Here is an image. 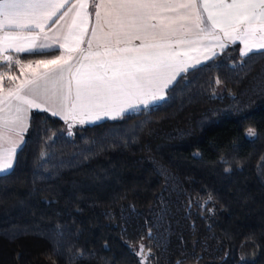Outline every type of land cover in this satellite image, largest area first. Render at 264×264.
<instances>
[{"label": "trees", "instance_id": "1", "mask_svg": "<svg viewBox=\"0 0 264 264\" xmlns=\"http://www.w3.org/2000/svg\"><path fill=\"white\" fill-rule=\"evenodd\" d=\"M181 75L165 103L91 126L30 112L0 177V264H264V57L231 44Z\"/></svg>", "mask_w": 264, "mask_h": 264}, {"label": "snow or ice", "instance_id": "2", "mask_svg": "<svg viewBox=\"0 0 264 264\" xmlns=\"http://www.w3.org/2000/svg\"><path fill=\"white\" fill-rule=\"evenodd\" d=\"M90 16L95 17V26L87 42L89 52L81 53V57L93 55L95 42L102 51L95 53L100 59L91 67L102 71L73 74L68 64L73 57L57 53L68 40L77 37L72 31L76 19V26L85 28ZM61 21L69 29L64 34L65 43L60 39L64 25L51 37L45 33L49 24L55 28ZM42 34L43 42L37 43ZM237 43L243 45L239 48L242 58L264 57V0H0V139L9 144L0 149V177L13 173L18 164L17 149L22 150L26 142L23 133L28 129L32 109L63 120L69 129L75 123H90L103 116L115 119L125 112H148L165 103L166 94H171L175 84L187 79L181 73H187L189 68L196 70L194 64L182 59L179 45H204L208 52L204 58L211 59L217 46L223 50ZM72 50L74 47L69 48ZM20 53L28 55L21 58ZM33 56L51 57L36 60L35 65L53 67L46 72L26 73L25 69L33 66ZM13 66L19 76L13 74ZM65 72L69 73L67 90L63 83ZM5 79L9 81L7 89ZM215 83L223 81L217 78ZM12 133L19 139H12ZM68 135L73 133L68 131ZM245 135L255 138L257 130L249 127ZM55 137L52 132L44 141L39 153L41 167L47 166L48 148ZM207 199L212 202L214 198L209 193ZM151 236L149 229L148 237ZM143 239L133 249L138 257L152 253ZM76 255L83 257L84 252L77 250ZM140 264H145L143 258ZM176 264L184 262L178 260Z\"/></svg>", "mask_w": 264, "mask_h": 264}, {"label": "crops", "instance_id": "3", "mask_svg": "<svg viewBox=\"0 0 264 264\" xmlns=\"http://www.w3.org/2000/svg\"><path fill=\"white\" fill-rule=\"evenodd\" d=\"M89 11L91 12L92 9L89 8ZM69 15L71 16L72 14L70 13ZM164 15H175V14L174 13H164ZM66 21L68 22V24H72V20H70L69 18H66ZM178 23H184V21H179ZM62 25H64L65 27L61 31ZM76 25H79V19L78 18L76 19ZM76 25L73 26L72 31L77 34V37L75 39L68 40L66 42L65 48L59 49V52L57 54H64L65 56L71 55L73 57L72 60L68 61V64L72 65L73 74H76L77 72H79L80 75H87L93 71H102V69H94L93 67H91L92 65L97 64L99 62V59H100L98 56L95 55V53L102 51V49H98L96 47L95 42H93V46L91 49V52L93 53V55L88 56L87 59H83L81 57V53H84L85 55H87L89 52L87 42L89 39L92 38L91 33H92V28L95 26V17L94 16L89 17V19L87 21V25L85 28H79ZM49 28H52L51 24H49L48 28L45 29V33H47V35L49 37L53 36V34L55 32L61 31L60 39H61L62 43H65L64 34H66L69 30L68 27L65 25V21H61L59 25H56L55 28H52V31H49L48 30ZM77 39L79 40L78 44H77ZM40 42H43V34L41 35L40 40L37 41V43H40ZM134 43L139 44V41H135ZM207 43L208 42L205 41L204 45H206ZM212 43H217V42L213 41ZM204 45L184 44V45H179L178 48L183 54L182 59L187 61L189 64H194L195 67H197V66L207 62L208 60H210V59L204 58L206 55H208V52L205 50ZM229 45H231V44H229ZM70 47H74V50L69 51ZM242 47H243V45H239V48H242ZM45 51H49V50H45ZM214 51L217 55L222 50L217 46L214 49ZM9 54L12 56L17 55V53H15V52H10ZM23 54H27V53H20L19 55H23ZM45 60H48V59H45ZM197 60L200 61L199 64H196ZM77 61H79V63ZM32 62H33V66L31 68L25 69L26 73L46 72V71H49L53 67L52 65L45 67L43 64H41L40 66H36L35 61H32ZM15 69H16L15 66H13V70H15ZM190 69H192V68H189V70ZM16 71H17V69H16ZM181 74H183V73H181ZM68 77H69V73L65 72L64 81H63L65 90H67V88H68ZM4 81H3L4 88L7 89V87H9V83L8 82L4 83ZM72 85H73V90H74L75 81L72 82ZM32 111H37V110L32 109ZM126 114H130V113L125 112L123 115H126ZM119 117H121V116H119ZM119 117H116L115 119H117ZM105 120H114V119H111L108 116H103L101 120H96L94 122L84 123V124H88V125L96 124V123H99V122L105 121ZM61 121L64 122L63 120H61ZM69 123H72V121H69ZM75 124H80V123H75ZM66 125H68V124H66ZM24 133H23V137H24ZM11 137H12V139H19V137H16L15 133H12ZM3 147H9V144L7 143L6 140L0 139V149H2Z\"/></svg>", "mask_w": 264, "mask_h": 264}, {"label": "rangeland", "instance_id": "4", "mask_svg": "<svg viewBox=\"0 0 264 264\" xmlns=\"http://www.w3.org/2000/svg\"><path fill=\"white\" fill-rule=\"evenodd\" d=\"M13 71V74L14 75H17V76H19V71L17 70H12ZM22 78V77H21ZM9 83V81L7 80V79H5V81H4V83ZM101 122H103V121H101ZM64 123V122H63ZM100 123V122H99ZM96 124H98V123H96ZM74 125H82V126H91V125H94V124H90V125H88V124H74ZM67 127V126H66ZM26 132V131H25ZM25 134V133H24ZM7 147H3L2 149H6ZM18 150V149H17Z\"/></svg>", "mask_w": 264, "mask_h": 264}]
</instances>
